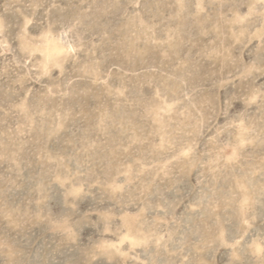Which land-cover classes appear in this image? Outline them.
Returning a JSON list of instances; mask_svg holds the SVG:
<instances>
[{
  "label": "rangeland",
  "instance_id": "rangeland-1",
  "mask_svg": "<svg viewBox=\"0 0 264 264\" xmlns=\"http://www.w3.org/2000/svg\"><path fill=\"white\" fill-rule=\"evenodd\" d=\"M0 264H264V0H0Z\"/></svg>",
  "mask_w": 264,
  "mask_h": 264
}]
</instances>
